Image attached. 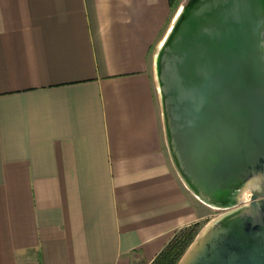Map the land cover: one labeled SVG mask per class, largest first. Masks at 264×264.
Masks as SVG:
<instances>
[{
	"label": "crops",
	"instance_id": "0c3cea01",
	"mask_svg": "<svg viewBox=\"0 0 264 264\" xmlns=\"http://www.w3.org/2000/svg\"><path fill=\"white\" fill-rule=\"evenodd\" d=\"M180 2L0 0V264H150L208 219L152 84Z\"/></svg>",
	"mask_w": 264,
	"mask_h": 264
},
{
	"label": "water",
	"instance_id": "95a60500",
	"mask_svg": "<svg viewBox=\"0 0 264 264\" xmlns=\"http://www.w3.org/2000/svg\"><path fill=\"white\" fill-rule=\"evenodd\" d=\"M152 70L177 176L223 211L176 264H264V0H181Z\"/></svg>",
	"mask_w": 264,
	"mask_h": 264
},
{
	"label": "trees",
	"instance_id": "16d2710c",
	"mask_svg": "<svg viewBox=\"0 0 264 264\" xmlns=\"http://www.w3.org/2000/svg\"><path fill=\"white\" fill-rule=\"evenodd\" d=\"M194 237L193 231L176 236L150 264H176Z\"/></svg>",
	"mask_w": 264,
	"mask_h": 264
},
{
	"label": "rangeland",
	"instance_id": "374dc122",
	"mask_svg": "<svg viewBox=\"0 0 264 264\" xmlns=\"http://www.w3.org/2000/svg\"><path fill=\"white\" fill-rule=\"evenodd\" d=\"M172 18V16H171ZM151 76H152V80H153V83L154 84V77H153V70L151 68ZM154 88H155V94H156V100H157V103H158V106H159V101H158V95H157V91H156V86L154 84ZM160 111V110H159ZM161 119V118H160ZM162 125V124H161ZM248 193H245L244 196H243V200L247 201L248 199ZM223 211L220 210V209H214V208H210V214H209V217L206 221H203V222H200L198 224V227L196 228L197 230L195 231V236L199 233V231L208 223V221H210L211 219L215 218L216 216H218L219 214H221ZM195 238V237H194ZM193 238V239H194ZM192 242V241H191ZM189 246V245H188ZM187 249V248H186Z\"/></svg>",
	"mask_w": 264,
	"mask_h": 264
}]
</instances>
